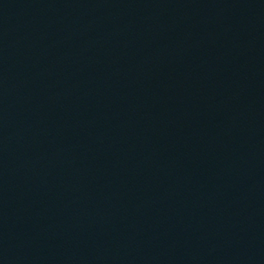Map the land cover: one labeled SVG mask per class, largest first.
Wrapping results in <instances>:
<instances>
[{"label": "water", "instance_id": "water-1", "mask_svg": "<svg viewBox=\"0 0 264 264\" xmlns=\"http://www.w3.org/2000/svg\"><path fill=\"white\" fill-rule=\"evenodd\" d=\"M0 264H264V0H0Z\"/></svg>", "mask_w": 264, "mask_h": 264}]
</instances>
